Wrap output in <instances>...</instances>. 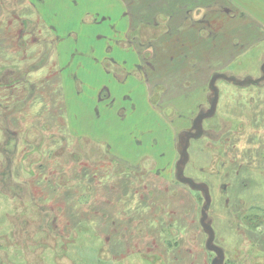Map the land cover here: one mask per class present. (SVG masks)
Here are the masks:
<instances>
[{
	"label": "rangeland",
	"instance_id": "obj_1",
	"mask_svg": "<svg viewBox=\"0 0 264 264\" xmlns=\"http://www.w3.org/2000/svg\"><path fill=\"white\" fill-rule=\"evenodd\" d=\"M250 1L0 0V264H264V104L219 82L263 75Z\"/></svg>",
	"mask_w": 264,
	"mask_h": 264
},
{
	"label": "flooded vegetation",
	"instance_id": "obj_2",
	"mask_svg": "<svg viewBox=\"0 0 264 264\" xmlns=\"http://www.w3.org/2000/svg\"><path fill=\"white\" fill-rule=\"evenodd\" d=\"M246 18H244V15L243 14H239L238 15V21L239 22H242L245 21ZM252 21H255L257 22V18H252ZM245 24V23H244ZM247 28V27H246ZM255 30L256 28L254 26H251L250 25V28H249V37H246L245 36V29L244 27H242L239 31H238V34L236 35L235 37V50H236V58H240L246 49H252L254 47V49L257 48V44H259L261 42V46H264V33L260 36V40L259 42L256 41L255 39ZM263 43V44H262ZM205 56V55H204ZM183 63H177L176 65L177 66H180L182 65ZM240 66L239 65L236 69V74L237 76H240L242 74H246L247 78L244 77L243 80L245 81H240L239 82V79L238 81L234 80L233 78H227L228 80H221L219 82H223L224 84L227 85V83H230L232 86H233V89H234V95L233 97H237L238 99V102L243 99L244 102L246 103H243L241 105V103L238 105L237 108H246L248 109L250 112L249 113H253L254 115H257L258 111H259V108H258V105L257 103H259L261 100L264 104V72H263V75L261 77H258V70H257V66L256 67H253V68H250L249 70H243L241 71L240 70ZM239 71V72H238ZM242 73V74H241ZM190 75V74H189ZM188 76V75H187ZM242 79V78H241ZM247 81V82H246ZM209 82V81H208ZM227 82V83H226ZM186 84H191V81L189 80V78L187 80H185V85ZM245 84L244 86H241ZM211 85H212V88L213 85H214V81L211 82ZM210 86L209 83H207V88ZM185 87H188V86H185ZM256 92L257 93V96L254 95L253 93ZM220 92H219V88H218V96H219ZM218 96H217V100H218ZM232 98V96H230ZM230 98V99H231ZM217 100L214 102V113H215V107H216V103H217ZM247 105V107H246ZM236 108V107H235ZM209 109V103L207 101L206 103V108L204 110H208ZM199 112V110H198ZM199 113H204L203 111H200ZM251 113V114H252ZM246 112H244V115L243 116H236V118L233 120V124H234V128L233 130H236V131H243L246 126L244 125L243 128H242V121L245 122H249L251 123L252 122V116L251 114H247ZM184 114H180V117L183 116ZM203 115H210L209 114V111L205 112V114ZM229 129H232V126L231 124L229 125ZM187 131V129L185 130ZM240 136H241V133L239 132L238 133V136H237V141L238 142H241L240 141ZM252 137V136H251ZM209 140V139H208ZM184 183H182V185L186 186L187 188H190L192 189V185H190L189 183H186L185 180L183 179L182 180ZM183 188V187H182ZM184 189V188H183ZM198 211H201L198 209ZM206 213V212H205ZM201 215V213H200ZM205 231H201L200 233L203 234Z\"/></svg>",
	"mask_w": 264,
	"mask_h": 264
},
{
	"label": "crops",
	"instance_id": "obj_3",
	"mask_svg": "<svg viewBox=\"0 0 264 264\" xmlns=\"http://www.w3.org/2000/svg\"><path fill=\"white\" fill-rule=\"evenodd\" d=\"M252 1V0H251ZM250 1V2H251ZM242 2H243V0H242ZM241 2V3H242ZM260 3H261V7L262 8H264V0H260ZM253 6H255V5H253ZM252 8H254V7H252ZM255 18H257V22H255V21H252L251 20V22H250V25L251 26H258V25H262V24H258V23H263L262 22V20L260 21V22H258L259 20H260V16H259V14H257L256 16H254ZM237 19H238V17H237ZM241 23V22H240ZM245 23V21H243V24ZM250 25H249V27H247L246 28V30L247 31H249V28H250ZM241 29V28H240ZM239 29V30H240ZM238 30V31H239ZM238 31L236 32V33H234V34H229V35H232V38L235 40V37H236V35L238 34ZM262 31V30H261ZM255 39H256V41L258 40V38H257V36H256V30H255ZM223 37H222V34L221 35H218L217 37H216V40H217V43H218V46L222 43V41H223V39H222ZM234 43H235V41H234ZM188 45V47L189 48H191V49H194L192 46H190L189 44H187ZM207 45V44H206ZM205 44L203 45L205 48H206V50L204 51L203 50V46L201 47V53H202V55L204 56L205 55V53L207 52V46H206ZM220 46H222V45H220ZM235 46V45H234ZM196 49H198V47L196 48ZM170 67H171V71H169V72H167V73H164V74H169V75H174V76H176V75H180V78L181 77H183L185 80H187V72H186V66L187 65H185V63L184 64H182V65H180V66H177L176 64H175V60L172 58V56H170ZM162 69V68H161ZM162 77V76H161ZM189 80H190V77H189ZM164 82H166L167 84H168V82L170 83H174L173 81H171V80H168V82L166 81V80H164ZM234 93V91H232L231 92V94H232V96L234 95L233 94ZM229 101H235V98H231ZM240 104V102H237V104L234 106V104H230V106L232 105V107H238V105ZM241 105H242V103H241ZM202 148H203V151H204V153H205V160H204V162H202V163H200L199 164V167H200V173L202 174L203 172L204 173H206L205 171L207 170V168H208V165L209 166H211V163H212V150L207 146V145H202ZM211 156V157H210ZM207 162V163H206ZM209 163V164H208ZM225 178V177H224ZM185 182H186V180H185ZM194 183H197V184H199L200 186H203V185H205L206 187H207V189H208V192H207V194L209 193V188H208V186L209 185H207V184H205L203 181H201V178H196L195 179V181H193ZM235 184L237 185V183H232V186H230V188L232 189V193L233 194H235V192H237L238 191V186H235ZM210 194V193H209ZM208 194V195H209ZM209 198H210V195H209Z\"/></svg>",
	"mask_w": 264,
	"mask_h": 264
},
{
	"label": "trees",
	"instance_id": "obj_4",
	"mask_svg": "<svg viewBox=\"0 0 264 264\" xmlns=\"http://www.w3.org/2000/svg\"><path fill=\"white\" fill-rule=\"evenodd\" d=\"M245 103H246V102H245ZM237 173H241V172L238 170ZM224 177H225V178H228V177H229V174L226 173V175H225ZM186 183H188V182H186Z\"/></svg>",
	"mask_w": 264,
	"mask_h": 264
}]
</instances>
